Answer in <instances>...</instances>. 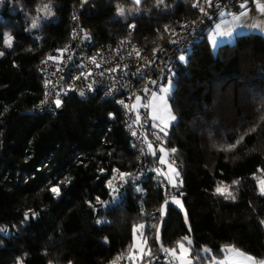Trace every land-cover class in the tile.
<instances>
[{
  "label": "trees",
  "instance_id": "1",
  "mask_svg": "<svg viewBox=\"0 0 264 264\" xmlns=\"http://www.w3.org/2000/svg\"><path fill=\"white\" fill-rule=\"evenodd\" d=\"M79 3L80 24L99 42L125 37L132 22L149 52L195 15L194 0H0V264H135L131 229L139 224L151 255L138 264H167L161 245L176 248L186 236L192 255L209 249L200 264L225 246L264 261V36L239 34L213 53L206 38L213 23L173 62L176 121L161 133L183 163H175L182 183L174 196L184 209L168 201L162 215L171 198L162 184L170 185L156 173L149 144L124 130L115 100L71 95L61 112L35 110L40 65L65 48ZM140 169L145 178L135 182ZM220 186L235 199L217 193Z\"/></svg>",
  "mask_w": 264,
  "mask_h": 264
},
{
  "label": "built area",
  "instance_id": "2",
  "mask_svg": "<svg viewBox=\"0 0 264 264\" xmlns=\"http://www.w3.org/2000/svg\"><path fill=\"white\" fill-rule=\"evenodd\" d=\"M247 1L252 0H211L210 5L205 0H198L205 11L194 7L195 15L171 28L167 44L154 48L152 52L136 41V25L132 22L127 25L125 37L113 42H99L90 28L80 24L79 3L71 10L73 27L65 48L61 53L45 58L40 65L43 94L35 110L41 113L61 112L71 95L87 99L101 94L115 100L124 110L123 128L136 144L164 146L165 139L159 130L152 127L145 105L167 78L178 54L191 49L213 23ZM137 96L141 98L139 120L134 106ZM56 100L61 101L59 106ZM170 161L183 166L172 153ZM143 178V169L134 174L135 182ZM162 186L170 197L180 187Z\"/></svg>",
  "mask_w": 264,
  "mask_h": 264
},
{
  "label": "rangeland",
  "instance_id": "3",
  "mask_svg": "<svg viewBox=\"0 0 264 264\" xmlns=\"http://www.w3.org/2000/svg\"><path fill=\"white\" fill-rule=\"evenodd\" d=\"M120 9L123 10V14H121ZM48 11L49 10L46 7L41 8V12L43 13L44 16L49 13ZM241 12H243V13H241ZM124 13H125L124 7H122V6L118 7L117 15L123 16ZM239 13H241V14H239ZM221 22L230 23V25H228V28L235 31V33H238L237 35L249 33V32H254V33H259V34L264 36V30H263L264 29V16L260 12L251 13L250 8L247 9L245 7V8L238 10L237 12L233 11L231 13L224 14L213 25L211 30H213V28L216 27V25L220 24ZM211 49H212V52L215 53L217 50V47L213 46V48H211ZM2 53H5V52H2ZM181 56L184 57V60H180ZM180 57H179V60L181 62L186 61V54L185 53L181 54ZM175 77H176V71H175V69H173L169 73L168 78L160 85L158 90L152 94V96L150 97L149 103L147 105H149L150 103H154L155 105L159 106L160 105L159 99H157L156 101L153 102V95H155L156 97L163 96L166 99L167 105L171 109V114L176 117V115L174 114L172 105H171V101H170V98L172 96V92H173L174 86H175V82H174ZM165 88L169 89V91L167 93L162 91V89H165ZM134 106H135L136 113L139 116L140 109H141L139 101H135ZM146 108L148 110V114H149V118L151 120L152 127L159 130L163 134H165V131L167 133L169 131L171 125L173 123H175V121H176V119L173 121H169L168 126L165 129V131H161V127H163L164 125L161 124L160 120H153V118H152L153 117V109L151 107H146ZM154 125H157V126H154ZM147 148L149 150V147H147ZM161 149H164V152H161ZM149 152H151L152 154L154 152V155L158 156V161H157L158 165L155 168L156 173L158 175H161L163 178H165L170 186L175 187L177 185H180L182 183L181 173H180V170L178 169L177 165L170 161V152L171 151L166 146H163V145H158L157 147L152 145V150L151 151L149 150ZM165 152L167 153V156L165 157L167 162L161 163L160 162L161 157L164 156ZM169 165H171V168L169 167ZM173 168L179 172L178 177L175 176L174 172L172 171ZM260 182H261V180H258V186H259V190L261 192V183ZM118 187L119 186L117 185V183L114 182L112 185V190L115 192L114 193L115 196L117 195ZM168 199L169 200H166L160 208L162 215L166 214L168 201H171L174 205H177V207H179L180 209H182V210L184 209V206H183V203H182L180 196L176 195V196H173V197L168 198ZM176 201H179V203H176ZM139 225H145V224H139ZM139 225H136V226L132 227V229H131L132 246H133L132 252H131V257H132L135 264L142 262L143 256H144L142 253V250L147 251L146 244L144 243V241L146 240L144 238V228L142 230L139 229V227H138ZM134 228L137 229L135 235H134V231H133ZM159 234H160V228L158 230V236H159ZM186 237H187V240L184 239V241H182V242H183L185 248H187L189 250V252L187 253V256L192 260V264H200L199 255H203V256L206 255V253L209 252V249L207 247H204L203 250H201L200 253H198L199 255L198 254L192 255V250H191L192 239L189 236H186ZM188 241H190L191 243L189 244ZM171 249H176L177 250V256H180V249L178 246L176 248H171ZM225 249H235L239 253H242L243 256H237L235 252L229 253V252L225 251ZM165 255H166L165 260H166L167 264H181L180 259L173 257L169 253H166ZM141 256H142V258H141ZM248 256L253 257L254 260H256V261H262V260H259L250 254L245 253L244 251L239 250L238 248H235L232 246H225L222 255L212 257L209 260L207 259L206 264H219V262H224V261H226V264H252V261H248L245 259V257H248Z\"/></svg>",
  "mask_w": 264,
  "mask_h": 264
},
{
  "label": "snow or ice",
  "instance_id": "4",
  "mask_svg": "<svg viewBox=\"0 0 264 264\" xmlns=\"http://www.w3.org/2000/svg\"><path fill=\"white\" fill-rule=\"evenodd\" d=\"M138 2H139V0H137V3ZM205 3H208L210 5L211 4V0H205ZM193 7H199L201 12L205 11L204 8L199 4L198 0H197V3L193 4ZM241 7L243 8V7H245V5L242 4ZM258 7L260 8L261 11H264V6H259L258 5ZM120 12H121V14H123V10L122 9H120ZM6 43L8 44V46H11V37L10 36L7 38ZM2 54L3 53H0V55H2ZM137 54L139 55V53H137ZM180 60H184V57L181 56ZM153 83H155V82L153 81ZM146 91H147V89H146ZM162 91L167 93L169 91V89L165 88V89H162ZM140 99L141 98L139 96L136 97L137 101H139ZM157 99H159V101H160V105L159 106L155 105L154 103H150L149 105H145V107H151L153 109V117H152L153 120H160L161 124L164 125L163 127H161V131H165V129L168 126V122L175 120L176 117L171 114V109L167 105L165 97H163V96L156 97L155 95H153V102L156 101ZM60 103H61L60 100H56L57 106H59ZM137 120H139V116H137ZM154 126H157V125H154ZM252 131H255V128H252V129L249 130V132H252ZM133 134H135V133H133ZM166 134L167 133L165 131V135ZM247 134L248 133H245V135H247ZM243 138H244V136L242 135L240 137V139L236 141V144H239L243 140ZM158 139H159V137H158ZM236 144L228 145L227 147L230 150L232 148H235ZM148 147H149V150L151 151L152 150L151 143H149ZM161 152H164V149H161ZM172 152H175V149H172ZM153 154H154V152H153ZM166 156H167V153L165 152L164 156L161 157V160H160L161 163H166L167 162L166 159H165ZM169 167L171 168V165H169ZM172 171L174 172L175 176H177V177L179 176V172L176 171L174 168L172 169ZM120 175H121V177H123V176H125L127 174L121 173ZM234 183H238V182H234ZM260 183H261V193L264 194V181H261ZM110 186H111V184H110ZM52 191L54 193H56L57 195L59 194L58 187H54L52 189ZM216 191H217V193H219L221 195H225L226 198L235 199V196L228 190L227 186L217 187ZM176 203H179V201H176ZM138 227H139V229L142 230L144 228V225H139ZM133 231H134V235H135L137 229L134 228ZM184 239L187 240V237H185ZM157 240H159V236H157ZM188 242H189V244L191 243L190 241H188ZM144 243L146 244V240L144 241ZM177 244H178V247L180 249V256H177V250L176 249L164 248L163 245H161V250L166 252V253H169L170 255H172L175 258L180 259L181 260V264H192V260L187 256V253L189 252V250L187 248H185L183 242L178 241ZM225 251H227L229 253L235 252L237 256H243L242 253H239L235 249H225ZM142 253H143V255H151L150 250H148V251H143L142 250ZM141 258H142V256H141ZM117 259H119V257ZM245 259L248 260V261H252V264H264V261H256V260H254L253 257H250V256L245 257ZM219 264H226V261L219 262Z\"/></svg>",
  "mask_w": 264,
  "mask_h": 264
},
{
  "label": "crops",
  "instance_id": "5",
  "mask_svg": "<svg viewBox=\"0 0 264 264\" xmlns=\"http://www.w3.org/2000/svg\"><path fill=\"white\" fill-rule=\"evenodd\" d=\"M132 1L137 3V0H132ZM140 1L141 0H139V2ZM242 4L245 5V7L247 9L250 8L251 13L260 12L264 16V11H261L260 8L258 7V5L264 6V0H252V1L244 2ZM241 5L234 12H237L238 10L242 9ZM245 7H243V8H245ZM241 13H243V12H241ZM241 13H239V14H241ZM228 25H230V23L221 22L220 24H217L216 27L213 28V30H211L207 33L206 38H207L211 48H213V46L218 47L221 44L231 43L234 41V39L238 33H235V31H233L232 29H229Z\"/></svg>",
  "mask_w": 264,
  "mask_h": 264
}]
</instances>
